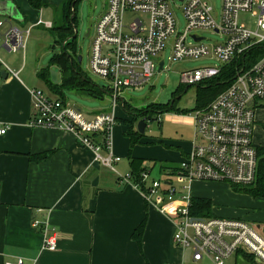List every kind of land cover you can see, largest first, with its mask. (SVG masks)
<instances>
[{
	"label": "built area",
	"instance_id": "obj_1",
	"mask_svg": "<svg viewBox=\"0 0 264 264\" xmlns=\"http://www.w3.org/2000/svg\"><path fill=\"white\" fill-rule=\"evenodd\" d=\"M181 11L184 28L177 26L175 13ZM240 12L255 16V29L238 22ZM128 16L126 19L125 17ZM4 23L0 20V26ZM52 26V21L38 19L22 28L10 24L3 33V45L11 53L23 52L33 26ZM210 30L222 38L206 44L198 33ZM193 35L200 37L196 40ZM91 39L89 71L104 79L112 104L86 117L76 105L51 95L40 87L30 90L32 117L29 124L57 129L74 135L78 143L89 148L94 161L109 168L124 182H133L146 200L154 198L179 201L171 218L174 222L173 242L191 250L193 262L204 259L211 264H226L232 255L247 259L249 264H264V233L245 219L222 216H195L190 213V183L194 180L229 182L248 185L257 172V145L253 141L255 108L264 100V55L249 67L236 72L232 82L206 105L192 111L195 134L192 149L184 156L165 181L153 178L151 169H142L136 180L131 173L121 175L115 169L120 156L113 154V111L124 89L147 83L164 58L160 53L169 47V60L211 57L224 64L243 54L253 45L264 42V0H221L220 11L214 14L210 0H107L97 18ZM190 39V41H189ZM0 67L16 75L0 57ZM161 69V70H162ZM220 67L205 66L181 72L185 86H195L219 73ZM7 126H0V135ZM32 227L44 235L43 246L54 249L55 238L46 236L48 223L37 219ZM21 257L5 264H22Z\"/></svg>",
	"mask_w": 264,
	"mask_h": 264
},
{
	"label": "crops",
	"instance_id": "obj_2",
	"mask_svg": "<svg viewBox=\"0 0 264 264\" xmlns=\"http://www.w3.org/2000/svg\"><path fill=\"white\" fill-rule=\"evenodd\" d=\"M43 1L46 5L36 9L28 0H0V20L4 21L0 26V57L17 72L4 75L0 67V126H7L0 135V264L18 257L23 259L22 264H185L186 254L190 256L191 250L175 245L172 240L175 227L171 213L179 202L178 196L176 200L158 203L154 198L146 200L135 183L121 181L116 173L94 161L93 152L81 146L71 133L29 124L30 90L40 87L51 95L56 94L46 88L38 72L36 78L28 73L20 76L25 51L9 52L2 35L10 24L25 28L38 19L51 21L50 5L63 0ZM12 54L23 57L18 68ZM101 87L105 93L99 99L105 95L111 97L110 90ZM125 90L118 99L122 108L124 103L128 104L121 97ZM178 101L175 109L152 115H163L160 135L143 137L142 133L133 145L125 133L130 125L137 131L136 121L118 114L117 104L114 106L116 116L122 117L121 124H115L111 133L112 152L120 156L114 165L119 174L133 172L130 156L140 169L152 170L157 166L166 177L171 171L162 167L178 164L191 151L195 134L193 113L183 112L185 108L177 106ZM172 123L183 126L173 137L165 126ZM253 141L264 146V100L255 108ZM43 153L45 157L37 158ZM217 187L228 189L222 182L194 180L189 193L192 198L209 199L213 216L241 218L236 212L231 216L219 215L223 210L215 207L213 197ZM256 198L260 197H254L250 204L264 208V201ZM261 208L243 215L264 233ZM34 219L48 223L46 236L53 234L54 249L43 246L44 235L31 225ZM141 222L144 227L138 246L132 234ZM231 257L235 264H242L237 263L238 258L249 264L237 254Z\"/></svg>",
	"mask_w": 264,
	"mask_h": 264
},
{
	"label": "rangeland",
	"instance_id": "obj_3",
	"mask_svg": "<svg viewBox=\"0 0 264 264\" xmlns=\"http://www.w3.org/2000/svg\"><path fill=\"white\" fill-rule=\"evenodd\" d=\"M210 1L214 7V14L217 15V13L220 11L221 0ZM106 2L107 0H79L76 9V54L81 56L80 68L90 77V79L94 83L105 87H107V82L89 71L88 63L91 39L90 36H85V34L87 32V29H91L92 31L97 17L104 11L106 7ZM50 7L52 11L51 19L53 20L54 17L58 19V13L53 10L52 5H50ZM175 16L178 29L181 31L184 28L183 14L181 13V11L177 10ZM125 18L127 19L128 16H126ZM238 22L245 25L249 29H255V16L251 15V12H240L238 15ZM29 32L30 33L28 34L29 37L26 41V50L24 55V70L22 68L23 71H20V76L23 73H28L31 77L36 78V72L41 71L43 68H48L49 71H54L57 73L58 84H61V73L59 67L56 64L50 62L51 58L55 54L61 53V46L59 44L53 43V33L49 30V28H46L43 25L34 26L32 29H30ZM198 33H200L205 38L204 42L209 45L222 39L219 34L213 33L210 30H201L198 31ZM51 44H54V46H52ZM169 54V47H166L165 50L160 53V57L164 58L163 69L158 72V69L156 68V72L158 73H155L147 83L138 87L129 88L122 93L121 97H123V99L129 104H126V108L130 111L124 110L121 106V102L118 101L116 105V112H118V114L128 115L130 118H132L133 113H140L144 111L141 108L148 104H168L172 100V98L176 96L173 95L176 92H182L180 94V98L178 99L179 101L177 106L190 109L195 104L197 88L195 86L186 87L181 82V72L183 70H192L205 66H222L221 62L211 57L185 58L180 61L170 62ZM12 58L13 62L16 65V68H18L23 60L22 55L12 54ZM46 88L49 89L48 87ZM183 90H185V92H183ZM60 93L64 100H66L70 104L78 106L86 114L106 107H111L112 104L111 97L107 95H105L104 98L100 100L98 98L79 94L76 90L68 89L63 86L60 87ZM86 117H90V115L87 114ZM121 118L122 117L116 116L115 124H121ZM152 119L153 120L147 121L143 137L148 135L155 136L161 134L160 124L161 121H163V115L160 114L159 116H152ZM165 126L166 128H168V132L170 133L168 135L171 137L177 136V131H181L183 129L182 125L175 123L168 125L165 124ZM153 178L165 181L164 175L159 172V168L157 166L152 169L149 182ZM222 183H224L229 190L226 188L224 189L223 187H217L213 192V197H215L216 200L215 207L217 209L220 208L221 211L223 210V214L219 215L231 216L234 215V212H236L238 213L236 216L245 219L243 213L251 214V212L259 211L262 207L250 204V202H253L254 197L247 193L233 190L230 187L232 183ZM260 198L256 199H259V201L263 202L264 200H260ZM263 209L264 208L262 207L261 210L263 211ZM207 215H214L211 212V204L210 213H207ZM239 262L245 264L243 263L244 260L240 258L237 259V263ZM185 264L211 263L206 259L199 263L193 262L191 253L189 256L187 252ZM226 264H235L234 257H230L226 261Z\"/></svg>",
	"mask_w": 264,
	"mask_h": 264
},
{
	"label": "trees",
	"instance_id": "obj_4",
	"mask_svg": "<svg viewBox=\"0 0 264 264\" xmlns=\"http://www.w3.org/2000/svg\"><path fill=\"white\" fill-rule=\"evenodd\" d=\"M79 0H63L58 5H52L53 10L58 13V19L55 17L52 20V26L49 30L53 33L54 44L61 46V53L55 54L50 62L56 64L59 67L61 73V84L54 83L50 77V71L48 68H44L37 73L38 77L43 79L52 93L57 97L62 98L60 93V87H66L68 89L76 90L79 94L90 96L93 98H101L105 93L104 87L95 84L90 77L81 70L80 63L78 62V55L76 54V37L75 28H77L76 9ZM32 7L40 9L45 6L46 3L43 0H28ZM54 44L52 46H54ZM264 55V42L253 45L243 54L233 59L230 63L224 64L220 67L219 73L211 78L202 80L195 85L196 99L195 104L190 109H183V112H190L206 105L212 100L219 92L225 89L234 79L236 72L242 67H249L259 58ZM189 87V86H186ZM185 92V90H183ZM182 92H176V95L168 104H148L144 106L145 115H152L156 112L167 111L175 109V103L180 98ZM128 107V105H127ZM123 109L127 110L124 103ZM127 111H130L129 109ZM135 121V120H134ZM133 122V120H132ZM130 138V144L133 145L137 136H141L142 133L132 130V126L128 128L125 133ZM258 165L256 177L253 183L248 185L231 184V188L235 191L247 193L252 197L264 198V146H257ZM46 154L43 153L37 158H43ZM130 158L132 165V175L136 180L139 172L143 168H139L135 159ZM175 166V165H174ZM174 166L162 167V170H173ZM210 200L203 197H193L191 199L190 213L195 216H209L210 213ZM144 222H141L134 230L132 236L138 246H140L141 234L143 231ZM145 264H148L147 262Z\"/></svg>",
	"mask_w": 264,
	"mask_h": 264
},
{
	"label": "water",
	"instance_id": "obj_5",
	"mask_svg": "<svg viewBox=\"0 0 264 264\" xmlns=\"http://www.w3.org/2000/svg\"><path fill=\"white\" fill-rule=\"evenodd\" d=\"M89 30L90 29H87V32L85 34V36H88L89 35ZM77 35V28H75V34H74V37H76ZM193 37L196 39V40H199L201 39L200 37L196 36V35H193ZM78 62L80 63L81 62V56L78 55ZM162 65H163V61L161 60L158 64V67H157V71H160L162 69ZM4 72V75H6V71L3 70ZM50 77H51V80L54 82V83H57L58 82V78H57V73L54 72V71H50ZM143 108V107H142ZM141 115H145V111H142L140 113H133L132 114V119L134 118L135 120L137 119V117L141 116ZM150 120H153L152 117L150 115H145L144 118H139L138 120H136V129H137V132L139 133H144V130H145V127H146V124H147V121H150Z\"/></svg>",
	"mask_w": 264,
	"mask_h": 264
},
{
	"label": "flooded vegetation",
	"instance_id": "obj_6",
	"mask_svg": "<svg viewBox=\"0 0 264 264\" xmlns=\"http://www.w3.org/2000/svg\"><path fill=\"white\" fill-rule=\"evenodd\" d=\"M144 117H145V115H141V116L137 117V119H139V118H144ZM137 119H136V120H137ZM133 120H135V119L133 118ZM136 120H135V121H136Z\"/></svg>",
	"mask_w": 264,
	"mask_h": 264
}]
</instances>
